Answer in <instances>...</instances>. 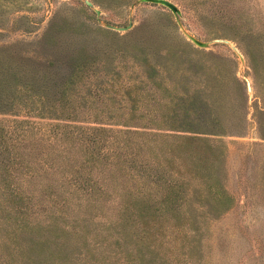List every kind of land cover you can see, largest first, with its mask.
<instances>
[{
  "label": "rangeland",
  "instance_id": "rangeland-1",
  "mask_svg": "<svg viewBox=\"0 0 264 264\" xmlns=\"http://www.w3.org/2000/svg\"><path fill=\"white\" fill-rule=\"evenodd\" d=\"M168 1L175 14L149 0H0V60L46 85L49 104L0 111V146L21 138L18 170L32 173L21 195L0 182V264L27 263L5 246L25 240L13 234L16 215L30 206L42 226L56 210V194L37 186L46 175L77 186L82 197L62 207L80 213L79 232L58 218L47 236L61 250L35 263L264 264V0ZM143 44L170 67L157 79L200 90L221 133L148 117L170 111L182 90L142 84ZM89 127L95 138L80 150L70 130ZM69 147L77 154L64 159Z\"/></svg>",
  "mask_w": 264,
  "mask_h": 264
},
{
  "label": "trees",
  "instance_id": "trees-1",
  "mask_svg": "<svg viewBox=\"0 0 264 264\" xmlns=\"http://www.w3.org/2000/svg\"><path fill=\"white\" fill-rule=\"evenodd\" d=\"M154 44L157 45L161 43ZM141 48H143V52L139 55L140 57H138V60L139 65L141 66L142 80H144L142 84L146 85L148 83V88L149 86H161L163 89H167L173 83L174 86H178L182 90L178 95L174 94L175 100L170 104V111H167V113H158L153 110L148 113V117L151 119L159 117L161 122L167 124L170 129L187 130L192 133L204 134L221 133L222 121L217 114L205 110V108H207V99L199 93L200 90L195 87V89L188 91L189 83L187 81L180 83L179 81L174 82L170 79L169 74L164 75V81L159 78L157 79L155 75L157 67L161 66L165 73L168 72L170 67L166 65L165 61L158 59V56L160 55L155 51V47H152L151 44H143ZM77 66L78 64H75L73 67L74 69H72L66 77H62V81H60L61 83L58 84V90L61 94L64 93L66 86L69 83H72L73 74L79 69ZM45 90L46 85L38 84L23 78L22 71H19V69L16 68L13 69L0 60V111L14 113L18 107H23L36 110L38 114H41L49 108V104L46 105L41 100L44 97ZM97 130L96 127H89L87 131L79 129L76 131L70 130V132L71 134L78 136L75 138L81 139L80 150H82L84 147H87L88 140L95 138ZM19 148H21V138H16L11 147H8L6 144L0 146V182H3V185L6 183L5 189L12 194V197L15 196L16 193L21 195L23 191L22 189L27 186L25 185L27 180L31 181L28 177L32 175L30 172L24 171L20 173L18 170L20 165L24 167L27 166V163L23 161L24 155ZM68 150L70 151V147ZM69 151L63 155L64 159H66V157L69 159V156L74 157L73 155L77 154ZM71 178L72 177H69V179ZM42 180L38 181L37 186L40 190H43L44 193L50 192L56 194V197L52 198L55 202L53 203L55 205L53 208L56 210L50 212L47 215V218L45 217L43 219L41 226L35 215L30 216V206H28L25 210H22L16 215L14 220V223L16 222V224L12 226L13 234L16 236V239H21V234H24L25 232V240L23 241L22 239L21 242L16 240V243L5 244L7 248L10 246V249H12V247H15V250L18 249L20 255L24 253V257L27 260L26 264H39L35 263L37 257L40 258L39 254H44L48 251L50 253L55 251L59 252L61 250V243L57 244L56 240H49L47 236L50 233V229L55 231L58 218L63 217V219L67 218L68 220H71L73 234L76 235L79 232V229L76 228L75 225L78 223L76 219L80 217V213H71L73 207L71 208L67 204L68 202H77V199L75 198L82 197L75 193V191L78 190L77 186L75 185L76 187H74L71 185L72 188H66L67 184L65 182L62 183L63 181L54 178L49 179L47 175L46 178H42ZM71 181L74 183L73 178ZM3 185H0V188H2ZM53 186H57L58 190L55 191L54 189H51ZM35 188L36 187L32 185L27 189V192H25L27 200L32 196ZM79 188L84 189L82 187ZM73 192L78 197H75ZM84 199L96 200L94 197L88 198L87 195ZM88 202L90 201H87V203ZM63 205L69 207L71 211L65 212L62 207ZM42 209L46 211L48 208ZM48 218H51L52 220L48 222ZM3 224L4 223L0 225ZM66 224L67 223L62 220V227H66ZM35 225L37 226L36 229L34 228Z\"/></svg>",
  "mask_w": 264,
  "mask_h": 264
},
{
  "label": "water",
  "instance_id": "water-1",
  "mask_svg": "<svg viewBox=\"0 0 264 264\" xmlns=\"http://www.w3.org/2000/svg\"><path fill=\"white\" fill-rule=\"evenodd\" d=\"M149 1H158V2H161L162 4L168 6L172 12L175 14L176 13V7L173 5V3H171L170 1L168 0H149ZM197 45H202L203 42L198 40V39H192Z\"/></svg>",
  "mask_w": 264,
  "mask_h": 264
}]
</instances>
